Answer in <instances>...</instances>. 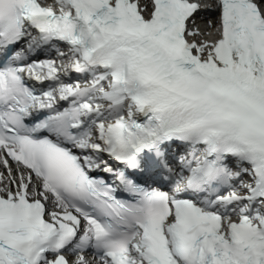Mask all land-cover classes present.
I'll return each instance as SVG.
<instances>
[{
	"label": "snow or ice",
	"instance_id": "1",
	"mask_svg": "<svg viewBox=\"0 0 264 264\" xmlns=\"http://www.w3.org/2000/svg\"><path fill=\"white\" fill-rule=\"evenodd\" d=\"M0 264H264V0H0Z\"/></svg>",
	"mask_w": 264,
	"mask_h": 264
},
{
	"label": "bare ground",
	"instance_id": "2",
	"mask_svg": "<svg viewBox=\"0 0 264 264\" xmlns=\"http://www.w3.org/2000/svg\"><path fill=\"white\" fill-rule=\"evenodd\" d=\"M215 3H216V0H212L210 6H211V5H214ZM203 14H204V13H202L201 16H202ZM198 23H199V25H200V27H201L202 29H205L206 31H209V32L211 31V28H210L209 26L207 27L206 25H204L202 19L198 18Z\"/></svg>",
	"mask_w": 264,
	"mask_h": 264
}]
</instances>
